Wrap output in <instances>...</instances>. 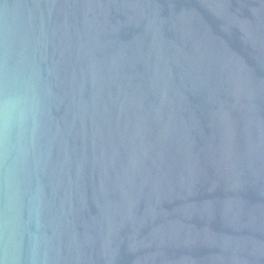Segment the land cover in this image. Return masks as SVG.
Masks as SVG:
<instances>
[{"label": "water", "instance_id": "1", "mask_svg": "<svg viewBox=\"0 0 264 264\" xmlns=\"http://www.w3.org/2000/svg\"><path fill=\"white\" fill-rule=\"evenodd\" d=\"M0 264H264V0H0Z\"/></svg>", "mask_w": 264, "mask_h": 264}]
</instances>
